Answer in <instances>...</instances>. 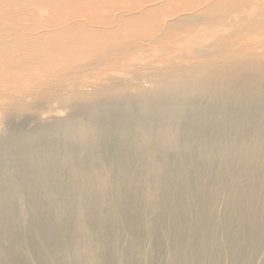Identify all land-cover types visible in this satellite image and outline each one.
Masks as SVG:
<instances>
[{"label": "bare ground", "instance_id": "1", "mask_svg": "<svg viewBox=\"0 0 264 264\" xmlns=\"http://www.w3.org/2000/svg\"><path fill=\"white\" fill-rule=\"evenodd\" d=\"M259 49L264 0H0V90L40 97L0 133V264H264Z\"/></svg>", "mask_w": 264, "mask_h": 264}, {"label": "rangeland", "instance_id": "2", "mask_svg": "<svg viewBox=\"0 0 264 264\" xmlns=\"http://www.w3.org/2000/svg\"><path fill=\"white\" fill-rule=\"evenodd\" d=\"M11 6H10V8H14V6H17V5H19V6H21L22 5V2L21 1H18V2H13V3H11L10 4ZM178 4H174L173 6H171L172 7V10H177V8H178V6L179 7H181L182 5H178ZM19 6H17V8L19 7ZM176 6V7H175ZM171 9V8H170ZM24 15V14H23ZM193 32V35L189 38L188 36H189V34H186V33H183L184 35H182V37H183V40H184V45L183 46H185L183 49H188L189 47H192L193 46V41L191 40V38L192 37H194V39H199L201 36L199 35V34H204V28H202V27H198V28H196V30H193L192 31ZM139 33V32H138ZM141 33H143V32H141ZM140 33V34H141ZM197 33H199V34H197ZM135 34H137V32L135 33ZM146 33H143V34H141V35H135L134 37H135V39L132 37H130V39H132L131 41H134V40H136L137 38L138 39H141L140 37H138V36H141V37H143V38H148L149 36L148 35H145ZM209 36H211V35H208L207 37H209ZM253 37V36H252ZM261 37H263L262 35L260 36V35H255V38H253V39H251V40H253V42H254V45L256 44L257 46L259 45H261L259 42H261L262 41V38ZM209 40H211L212 39V37L211 38H208ZM251 40H249V41H251ZM131 45H128V44H126V45H128L129 47H131L132 46V48H130L129 49V47H125V48H123V49H129L128 50V52L127 51H124V53H122V54H125V55H122V56H120V58H121V60H122V62L124 63V64H127L126 66L128 67V64L130 65V63H131V65L132 66H134V63H137L138 61L140 62V61H142V60H145L144 58L146 57V50H145V47H147V46H145L143 49H142V47L141 48H139V47H135V44L134 43H130ZM156 44V43H155ZM155 44H152V45H154L155 46ZM134 45V46H133ZM161 46V47H160ZM162 46H163V42H158L157 44H156V47H159V49H162ZM258 46V47H259ZM135 47V48H134ZM261 47V46H260ZM259 47V48H260ZM114 49H122V48H116V47H113ZM126 49V50H127ZM138 49V50H137ZM185 50V51H186ZM262 50V51H261ZM264 49H259V51H261L260 53L262 54V55H264V51H263ZM136 51V53H134ZM160 51V50H159ZM176 52H177V50L176 49H169V55H171V57H175L176 56ZM132 53V54H131ZM119 55V54H118ZM128 55V56H127ZM145 55V56H144ZM264 57V56H263ZM141 58V59H140ZM128 59V60H127ZM147 59H148V56H147ZM147 59L145 60V62L147 61ZM158 60V59H157ZM133 61H135V62H133ZM137 61V62H136ZM122 62H120L119 64H121ZM144 62V63H145ZM157 63H160V62H158V61H156ZM100 63V62H99ZM133 63V64H132ZM161 64V63H160ZM89 65V64H88ZM114 65H117V64H114ZM130 65V67H132ZM159 65V64H158ZM102 66V67H101ZM117 66H119V65H117ZM105 67V68H104ZM114 66L113 65H111V64H104V63H101L98 67H96L95 69H93L92 70V72H90L89 74H87V76H86V78H84V80H80V82L79 83H77L76 84V88L74 87V89H79L81 86H84L85 87V85H87V84H90V83H92V82H94L95 81V83H97V81H99V80H101L102 82L104 81V80H106V81H104L105 83L104 84H108V79L110 78V74H107V73H109V70H111L112 68H113ZM135 67V66H134ZM144 67H145V65H144ZM98 68V69H97ZM129 68V67H128ZM98 70V71H97ZM145 72H142V73H138L137 75H135L134 73H130V75L128 74V75H126L127 76V78H129V79H131V80H133L132 82V85H131V87H133L134 89H133V94H136V91L137 92H141V90H142V88H143V86L145 85V84H149V83H151L154 79H155V76H153L151 73H150V71H149V69L147 68L146 70H144ZM103 72V73H102ZM106 74H105V73ZM104 74V75H103ZM90 75V76H89ZM98 75V76H97ZM100 75V76H99ZM107 75V76H106ZM108 75H109V77H108ZM93 80H92V79ZM88 79V80H87ZM91 79V81H89ZM104 79V80H103ZM110 80V79H109ZM135 80H137V81H135ZM84 81V82H83ZM101 81H99V82H101ZM108 81V82H107ZM110 83V82H109ZM122 83H124V82H122ZM53 85V84H52ZM50 86V85H46L47 87H53V86ZM122 85V84H121ZM120 85V86H121ZM119 86V87H120ZM45 87V86H44ZM84 87H81V88H83L84 89ZM87 88V87H86ZM89 88H91V86H89ZM43 89H45V88H43ZM88 89V88H87ZM136 89V90H135ZM4 91H2V89L0 90V97L2 98L1 99V102H0V133H1V131L2 130H4L5 128H10V127H13V124L15 123L14 121H16V120H7L6 121V119H5V114H6V112H8V111H12V112H19V113H21V115L23 114V112L24 113H27V111H29V112H34L33 111V109L35 108V104L33 105V101L34 100H36L35 98H40V97H37L36 96V94H34L35 92H34V89H31V88H29V90H26V92L25 91H23V95H21L22 97H24L23 99L21 98H19V97H14V96H11V95H9V94H7V93H3V92H5L6 90L5 89H3ZM46 90V89H45ZM134 90H135V92H134ZM139 90V91H138ZM7 92V91H6ZM95 93V92H94ZM3 95V96H2ZM25 95V96H24ZM31 95V96H30ZM33 95V96H32ZM30 96V97H29ZM44 97H42L44 100V102H45V104H42L41 106H39V108H38V110L39 111H37L38 112V120H40V121H45V119L47 120L48 119V117L50 116V114H53V112H54V110L55 109H57V108H62L63 109V112H64V115L63 116H65L67 113H69L70 112V107L68 108L67 107V104H66V102H63L62 100H60V99H57L56 97H53V96H51V95H49V93H46L45 95H43ZM13 98V99H12ZM26 98V99H25ZM4 99V100H3ZM50 99V100H49ZM29 100V101H28ZM42 100V99H41ZM20 101V102H19ZM63 102V103H62ZM24 103V104H23ZM28 104V105H27ZM30 104L32 105V106H34L33 108H32V106H30ZM41 107V108H40ZM16 108V109H15ZM18 108V109H17ZM20 108V109H19ZM30 108V109H29ZM36 109V108H35ZM20 110V111H19ZM26 110V111H25ZM20 115V116H21ZM47 115H49V116H47ZM20 116H15L16 118H17V120H18V122H20V121H22V119H19V117ZM25 115H23L22 117L23 118H25L24 117ZM20 120V121H19ZM25 121V120H24ZM26 122V121H25ZM24 122V124H23V131L25 132V133H28L29 131H30V129L32 128V127H34L35 125H33V126H31V123H25ZM39 124V123H38ZM2 125H3V128H2Z\"/></svg>", "mask_w": 264, "mask_h": 264}]
</instances>
